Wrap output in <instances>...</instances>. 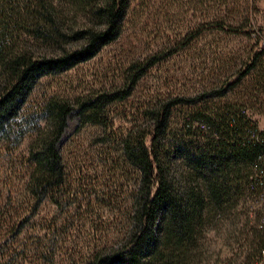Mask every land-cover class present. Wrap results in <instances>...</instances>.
I'll use <instances>...</instances> for the list:
<instances>
[{
    "label": "rangeland",
    "instance_id": "obj_1",
    "mask_svg": "<svg viewBox=\"0 0 264 264\" xmlns=\"http://www.w3.org/2000/svg\"><path fill=\"white\" fill-rule=\"evenodd\" d=\"M40 48L52 53L49 45ZM256 54L264 61V0H128L114 41L71 69L38 79L20 111L19 147L0 139V264H81L122 242L141 187L125 143L150 134L166 106L161 158L181 190L194 185L185 177L187 162L211 133L206 118L234 106L264 132L261 69L247 68ZM136 72L142 73L132 83ZM229 82L234 85L225 87ZM50 97L73 106L57 143L62 183L35 195L28 152L50 127ZM78 97L103 102L97 123L79 113ZM182 98L193 101L173 104ZM244 183L241 173L229 202L217 210L205 206L194 240L176 252L180 264H251L264 234Z\"/></svg>",
    "mask_w": 264,
    "mask_h": 264
},
{
    "label": "trees",
    "instance_id": "obj_2",
    "mask_svg": "<svg viewBox=\"0 0 264 264\" xmlns=\"http://www.w3.org/2000/svg\"><path fill=\"white\" fill-rule=\"evenodd\" d=\"M127 6L128 0H0V139L19 147L24 137L19 136L20 111L38 79L67 71L114 41ZM42 45H49L52 53L41 52ZM250 65L248 70L260 66L257 80L264 90V61L256 54ZM45 103L50 127L35 138L28 152V184L35 195L62 183L57 143L73 110L56 97ZM75 103L86 122H98L100 99L78 97ZM168 115V106L156 112L152 132L147 133L149 142L141 134L135 142L125 143L124 152L141 175L133 227L122 242L93 252L81 264H180L176 252L194 240V227L203 223L205 206L212 204L211 211L229 202L230 187L241 173L253 199L264 194V132L244 110L228 106L205 119L211 133L207 142L193 148L185 177L194 185L183 190L161 158L159 140ZM253 205L256 227L264 234V200H254ZM262 241L251 264L263 261Z\"/></svg>",
    "mask_w": 264,
    "mask_h": 264
},
{
    "label": "built area",
    "instance_id": "obj_3",
    "mask_svg": "<svg viewBox=\"0 0 264 264\" xmlns=\"http://www.w3.org/2000/svg\"><path fill=\"white\" fill-rule=\"evenodd\" d=\"M254 200L263 201L264 200V194H259L258 196L255 197ZM261 254H262V257H263V260H264V248L262 249Z\"/></svg>",
    "mask_w": 264,
    "mask_h": 264
}]
</instances>
